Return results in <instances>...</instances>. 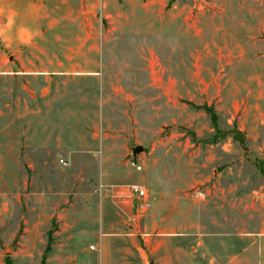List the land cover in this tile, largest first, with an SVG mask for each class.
Instances as JSON below:
<instances>
[{
    "label": "rangeland",
    "instance_id": "374dc122",
    "mask_svg": "<svg viewBox=\"0 0 264 264\" xmlns=\"http://www.w3.org/2000/svg\"><path fill=\"white\" fill-rule=\"evenodd\" d=\"M160 1L16 12L0 39V264H96L101 200L132 183L153 201L131 264H264V0Z\"/></svg>",
    "mask_w": 264,
    "mask_h": 264
},
{
    "label": "crops",
    "instance_id": "0c3cea01",
    "mask_svg": "<svg viewBox=\"0 0 264 264\" xmlns=\"http://www.w3.org/2000/svg\"><path fill=\"white\" fill-rule=\"evenodd\" d=\"M38 1L39 0H0V39L2 41H4L10 33V28L15 23L13 18H16L15 15L18 9L29 10L30 8H35L36 5L42 6ZM63 1L64 0H62V2ZM158 4L161 5L162 1L158 0ZM1 72L9 73L12 72V70L4 71L0 69V73ZM38 143L44 144V139H40ZM132 161L131 167L134 172H140L141 170L136 171L135 166L132 165L134 160ZM133 184L141 185L146 190L148 189L146 184L132 183V185ZM129 186L130 184L123 187L122 192L120 190L110 191V194H107L101 200L100 237L97 240L98 246H100L101 257L96 264H131L130 260L135 257L131 250L136 249L139 253L141 252V248L136 245L132 238L134 236H143L140 232L141 230L138 228V223L140 222L139 219L141 218L140 209H144V205L147 202L151 204L153 197L148 189L147 198L142 200L137 195L131 194L128 191ZM112 188L115 187L112 186ZM122 193L125 195H121ZM113 197L116 199H119L117 197H128L130 199V203L133 204L130 205V208H127V205L122 207L121 200H117L118 202H116ZM159 247H161V242H158L156 248L151 249V251H154ZM158 261H162V259L159 258ZM160 264L163 263L160 262Z\"/></svg>",
    "mask_w": 264,
    "mask_h": 264
},
{
    "label": "built area",
    "instance_id": "2783aa9c",
    "mask_svg": "<svg viewBox=\"0 0 264 264\" xmlns=\"http://www.w3.org/2000/svg\"><path fill=\"white\" fill-rule=\"evenodd\" d=\"M133 162V161H132ZM132 165L135 166L136 171H140L141 167L139 165H135V163H132ZM128 191L131 194L137 195L142 200H145L148 196L147 190L139 185L133 184L128 187ZM90 249H94L93 246L90 247Z\"/></svg>",
    "mask_w": 264,
    "mask_h": 264
},
{
    "label": "water",
    "instance_id": "95a60500",
    "mask_svg": "<svg viewBox=\"0 0 264 264\" xmlns=\"http://www.w3.org/2000/svg\"><path fill=\"white\" fill-rule=\"evenodd\" d=\"M130 149H131L132 156L134 158L136 157V155L140 154L143 151L142 146H134V147H131Z\"/></svg>",
    "mask_w": 264,
    "mask_h": 264
},
{
    "label": "trees",
    "instance_id": "16d2710c",
    "mask_svg": "<svg viewBox=\"0 0 264 264\" xmlns=\"http://www.w3.org/2000/svg\"><path fill=\"white\" fill-rule=\"evenodd\" d=\"M240 143L242 144V145H244V141L242 140V141H240Z\"/></svg>",
    "mask_w": 264,
    "mask_h": 264
}]
</instances>
